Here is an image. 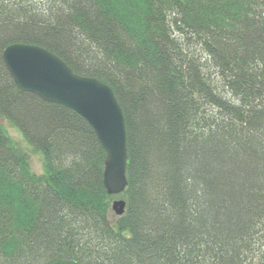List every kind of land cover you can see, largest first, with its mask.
<instances>
[{
	"label": "trees",
	"instance_id": "obj_1",
	"mask_svg": "<svg viewBox=\"0 0 264 264\" xmlns=\"http://www.w3.org/2000/svg\"><path fill=\"white\" fill-rule=\"evenodd\" d=\"M34 43L109 84L128 185L77 111L18 87ZM0 264H264V0H0Z\"/></svg>",
	"mask_w": 264,
	"mask_h": 264
},
{
	"label": "water",
	"instance_id": "obj_2",
	"mask_svg": "<svg viewBox=\"0 0 264 264\" xmlns=\"http://www.w3.org/2000/svg\"><path fill=\"white\" fill-rule=\"evenodd\" d=\"M2 57L20 89L64 104L91 124L106 150L105 187L111 195L123 193L128 185V138L125 115L113 88L75 72L61 57L34 43H11ZM112 208L122 215L125 199H114Z\"/></svg>",
	"mask_w": 264,
	"mask_h": 264
},
{
	"label": "rangeland",
	"instance_id": "obj_3",
	"mask_svg": "<svg viewBox=\"0 0 264 264\" xmlns=\"http://www.w3.org/2000/svg\"><path fill=\"white\" fill-rule=\"evenodd\" d=\"M0 126L4 127L7 130L13 141L18 146L27 150V152L29 153L30 165L33 171L37 173H42L44 170L42 155L31 147V145L24 138V135L20 130V128L9 122L6 118L2 117L1 115H0ZM118 198H120V194L116 195V198L114 199H118Z\"/></svg>",
	"mask_w": 264,
	"mask_h": 264
}]
</instances>
